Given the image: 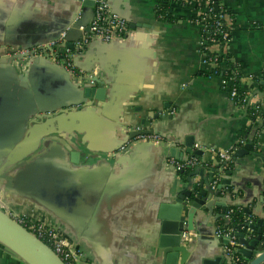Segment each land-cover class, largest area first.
Instances as JSON below:
<instances>
[{"label":"crops","instance_id":"crops-1","mask_svg":"<svg viewBox=\"0 0 264 264\" xmlns=\"http://www.w3.org/2000/svg\"><path fill=\"white\" fill-rule=\"evenodd\" d=\"M161 1L106 0L131 32L122 41L84 44L74 64L82 73L79 85L93 88L83 93L66 70L30 53L58 39L73 19L90 22L91 8L82 0H0V171L24 157L9 172L12 185L0 181V202L15 214L57 226L81 253L78 264H161L159 245L172 231L170 225L163 230L158 206L187 184L195 167L183 180L171 158L210 163L196 165L203 168L202 178L192 176L204 188L211 168L213 181L223 182L218 196L226 201L214 205L210 217L207 209L197 211L195 264H237L214 234L227 207L251 219L264 216V126L254 134L261 123L245 116L225 79L212 72L201 51L195 9L174 0L168 7L173 20H160L155 8ZM220 1L232 19L230 39L224 48L210 43L207 49L229 53L240 89L264 122V0ZM80 31L69 34L72 43L80 41ZM6 49L27 54L9 63L2 59ZM103 88L104 100H96ZM91 101L93 106L85 104ZM135 127L156 130L165 145L140 142L117 153ZM243 128L251 129L244 140ZM189 141L199 156L187 152ZM247 145L245 153L234 155ZM224 151L233 161L228 173L217 160ZM263 253L261 240L252 257L243 258L248 263ZM0 264L28 263L0 243Z\"/></svg>","mask_w":264,"mask_h":264},{"label":"water","instance_id":"water-1","mask_svg":"<svg viewBox=\"0 0 264 264\" xmlns=\"http://www.w3.org/2000/svg\"><path fill=\"white\" fill-rule=\"evenodd\" d=\"M82 5H87L91 8V12L93 14V1L92 0H83ZM83 27L81 30L79 37L80 40L84 39L85 33L89 31V22L80 23L77 21L72 20L69 27L66 29V39L68 40L67 45L72 46V41L74 39L68 38L69 34L75 30H78L79 27ZM76 40H79L77 37ZM3 58L5 61L9 63H14V61L19 60L26 56L25 54H17L16 50L6 49L4 51ZM33 56L32 53H30ZM37 57V56H35ZM46 60L43 57H38ZM1 59V58H0ZM48 61V60H46ZM75 61V58H74ZM50 62V61H49ZM52 63V62H51ZM54 64V63H53ZM56 65V64H54ZM58 66V65H56ZM61 67V66H58ZM62 68V67H61ZM64 69V68H63ZM65 70V69H64ZM77 86L82 88L83 93H90L93 86L88 83L81 84V82H76ZM103 91H97L98 95L94 98L96 100L102 101L105 98V89H101ZM95 92V89H94ZM101 94V95H100ZM90 96V95H89ZM88 97V96H87ZM94 101L89 103H85L87 106H93ZM99 104L96 103V106ZM84 106L83 104H79L77 107L80 108ZM76 108L75 106L70 107V109ZM41 117V116H37ZM141 132H148V133H156V130L151 128H146ZM140 131H130L128 134V139L133 138L135 135L139 134ZM145 141H139L137 143ZM165 142H161L159 145H165ZM133 145V146H134ZM187 152L191 153L193 150V141L186 142ZM132 146V147H133ZM250 145H247L244 149L237 151L234 155H242L249 149ZM119 148V147H118ZM117 148V149H118ZM130 150V149H129ZM127 150L126 152H128ZM124 152V153H126ZM170 153L172 156L178 158L179 154L176 153L174 148L170 149ZM194 155L199 156L201 151L198 149H194L192 152ZM122 154V153H120ZM24 157H18L16 160H9L6 162L4 168H12L13 166L21 161ZM11 170L0 171V181L6 180L8 185H12L14 182L15 177L8 176ZM212 172V177L209 181H205L206 187H203V182L200 181L199 183H194L192 176L195 174H199L202 178L203 168L200 166H195L193 172L187 175V184L181 190H175L171 193L168 198L160 202L158 206V215L162 219V226L163 230L165 227L170 225L171 227V236H168V240L164 241L162 237L161 244L159 245L160 248V261L161 264H195L197 258L194 256V243L193 240L191 242H185L181 238L182 232H195L196 225L195 219L197 218V211L199 208L207 209L209 212V217L212 213L213 206L218 204H223L226 201L225 197H219L218 193L221 190L222 181H219V184L216 185L215 189L211 187L213 182V171L214 169H210ZM228 173V172H227ZM20 175V172H18ZM258 209L261 208V205H258ZM209 217L206 218V221L209 220ZM260 220H258V224ZM255 226L252 225V227ZM166 239V238H165ZM258 241H261V237L257 236L252 239H246L243 237L239 238V242L242 245V248L239 250V253L246 259H250L252 257V251L255 246L258 245ZM264 241V238H263ZM0 242L1 244L5 245L13 252H15L19 257L24 259L28 264H65V262L49 247L46 243L36 237L33 233H31L27 228H25L20 222L14 219L13 216H10L7 212L0 209Z\"/></svg>","mask_w":264,"mask_h":264},{"label":"built area","instance_id":"built-area-1","mask_svg":"<svg viewBox=\"0 0 264 264\" xmlns=\"http://www.w3.org/2000/svg\"><path fill=\"white\" fill-rule=\"evenodd\" d=\"M83 1V0H82ZM93 1V17L89 22V31L85 33L84 39L72 43V46H68L66 39V32H63L60 37L56 40L49 41L43 44H40L31 49L33 56L43 57L46 60L61 66L64 68L72 77L74 82H82L81 72L77 71L74 64V58L82 51L84 44L88 39H97L103 42L111 41H122L128 34L131 32V28L128 22L120 17L119 15L113 13L106 0H92ZM212 0H184V3L194 8L195 5H199L200 8L195 9L196 15L194 17V22L198 25L200 31V45H207V40L202 38V32L205 31L207 24V14L209 11L214 9L216 18L214 20V26H221L224 22L231 23L229 14L227 11H224L220 7L213 5L210 7ZM198 6V7H199ZM80 30H83V27H79ZM225 33L223 37H226ZM230 39V38H229ZM229 39H226L224 44H226ZM214 41V39H211ZM23 53V52H22ZM226 84L229 85V81L225 80ZM230 97L236 96L235 88H232L230 91ZM247 100V96L244 98ZM133 130L140 131L139 134L135 135L133 138L127 140L125 143L121 144L117 149V153H124L127 150L131 149L132 146L139 141H145L158 145L163 142V139L160 135L156 133L141 132L143 131L140 127H135ZM229 154L227 151L221 152L219 154L220 160L228 158ZM169 163L173 167V170L179 174L186 168H192L196 165H206L207 163L200 162L196 157L189 156L184 160H175L171 158ZM217 181H213L211 187L215 189ZM231 209H228L224 215V223L229 222ZM248 213V212H246ZM26 220L20 222L25 228H27L31 233L36 237L46 243L51 249L65 262V264H78L80 260V255L78 251L72 250L67 243V237L62 233V231L55 225L47 224L40 220H35L29 217H24ZM24 220V219H23ZM19 222V221H18ZM252 225L254 222L249 217L243 223L242 228H246L247 232L252 231ZM214 234L216 237L222 240V245L224 247L225 253L234 261L238 262L243 257L239 250L242 248V245L239 242V239L236 237L234 230L229 228L227 230L222 229L221 225H216ZM193 232H182L181 238L185 242H191L193 239ZM254 238V237H252ZM264 262V253L260 256L251 259L246 264H262Z\"/></svg>","mask_w":264,"mask_h":264},{"label":"trees","instance_id":"trees-1","mask_svg":"<svg viewBox=\"0 0 264 264\" xmlns=\"http://www.w3.org/2000/svg\"><path fill=\"white\" fill-rule=\"evenodd\" d=\"M174 0H162L158 6L155 8L156 16L160 20H166V21H172L173 18L171 17L170 13L168 12L169 3ZM203 1V0H200ZM216 5L223 9L224 11H227V7L224 6V4L220 0H212L210 7ZM199 5H195L194 8L198 9L200 8ZM216 11L212 9L207 14V20L206 24L207 27L205 31L202 32V38L207 40V43L211 44H218L221 45L223 48L225 46L224 42L226 39L230 38L231 33V25L229 23H223L221 26H214V20ZM230 18V16H229ZM230 22H232V19L230 18ZM194 21V18H193ZM227 34L226 37H223L224 34ZM211 39H214V41H211ZM201 51L204 53L206 60L213 65L212 72L216 75L221 76L225 80L229 81L228 85V91H230L232 88H235L236 90V96L233 97L232 101L236 105H242L245 108V116L250 119L252 123L260 122L255 129L254 134L264 126V122L261 120H257L258 116H261L260 111L254 107V105L248 104V100H244V98L247 96L246 93L240 89L239 86V79H240V72L237 68V65L235 63H232L230 61V55L229 53L225 51H218V52H211L207 49V45L201 46ZM251 131V129H250ZM248 128H243L241 131V134H239V137L243 139V137H247V134H249ZM246 134V135H245ZM254 143V144H253ZM251 144L255 145V139L254 136L251 137ZM255 148V146H254ZM253 147L252 149L255 150ZM217 160H220V157H217ZM222 165H224V172L230 171V168L233 165L232 159H224L221 162ZM210 166V163H207L206 166ZM191 168H186L183 171L179 172L183 180L186 179V175L188 171ZM264 208V203L262 204ZM231 209L229 213L230 220L227 223H224L223 219L219 217L217 219V224L222 226V229L227 230L229 228H232L234 230V233L236 237L239 239L240 237L249 239L252 237L260 236L261 240L264 238V216L258 217L255 214H251L252 221L255 222V226L252 227L251 232H247L246 228H242L243 223L248 218V214H246L242 209L234 206L227 207L226 210ZM258 220H260V223L258 224ZM236 262V261H235ZM237 264H246V261L243 257H241V260L237 262Z\"/></svg>","mask_w":264,"mask_h":264},{"label":"rangeland","instance_id":"rangeland-1","mask_svg":"<svg viewBox=\"0 0 264 264\" xmlns=\"http://www.w3.org/2000/svg\"><path fill=\"white\" fill-rule=\"evenodd\" d=\"M0 208H3L4 210H6V212L10 214V216H13L14 219H16L19 222L25 221L26 219L24 217H28L26 214H23V212H20L19 214H15V212L9 207V205H7V202L4 200L0 202Z\"/></svg>","mask_w":264,"mask_h":264}]
</instances>
